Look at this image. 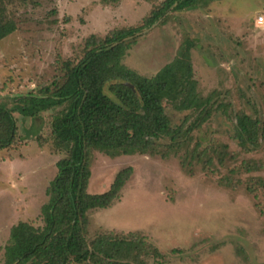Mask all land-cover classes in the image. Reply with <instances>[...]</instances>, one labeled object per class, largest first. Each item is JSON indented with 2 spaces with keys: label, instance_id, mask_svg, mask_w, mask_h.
Segmentation results:
<instances>
[{
  "label": "rangeland",
  "instance_id": "rangeland-1",
  "mask_svg": "<svg viewBox=\"0 0 264 264\" xmlns=\"http://www.w3.org/2000/svg\"><path fill=\"white\" fill-rule=\"evenodd\" d=\"M4 1L16 29L0 39V103L12 108L27 93L52 88L57 78L62 82L61 62L81 56L89 35L137 25L163 0ZM260 13L264 0H200L192 10L169 11L136 38L122 63L145 76L192 40L198 93L214 91V109L217 104L223 109L188 132V145L165 157L93 150L89 193L106 191L122 168L132 167V174L119 200L88 212L89 238L138 232L169 258L162 264H264V25L255 23ZM164 105L174 129L181 125L184 132L195 118ZM60 110L36 117L13 112L19 139L0 150V264L12 225L42 224L46 187L65 155L53 144L52 124ZM240 111L259 120V145L249 147L252 151L234 138ZM251 161L261 168L246 170ZM146 248L143 244L138 260L160 264L163 257L144 255ZM173 249L179 251L172 254Z\"/></svg>",
  "mask_w": 264,
  "mask_h": 264
},
{
  "label": "trees",
  "instance_id": "trees-1",
  "mask_svg": "<svg viewBox=\"0 0 264 264\" xmlns=\"http://www.w3.org/2000/svg\"><path fill=\"white\" fill-rule=\"evenodd\" d=\"M199 1L163 0L137 25L113 28L103 36L89 35L81 56L61 62L62 82L57 78L52 88L27 93V99L12 108L0 103V150L13 147L19 139L14 111L36 117L61 107L52 134L55 149L65 152L56 161L57 173L46 187L47 201L39 214L42 224L19 221L12 225L2 264H144L138 260L143 244L147 246L144 255L163 257L147 242V236L138 232L109 231L88 237V212L119 200L132 174V167L122 168L106 191L89 193L90 160L93 150L111 156L161 153L165 157L171 151L176 153L190 143L188 132L209 119L214 110L223 109L221 104L214 109V91L205 97L198 93L190 54L192 40L186 39L177 55L153 76L141 75L122 63L143 31L169 11L192 10ZM15 29L5 1L0 0V39ZM165 102L195 116L184 132L181 125L171 127ZM187 119L186 115L183 121ZM234 119V138L243 150L252 151L259 145V120L242 111ZM244 167L261 168V163L251 161ZM168 259L163 257L160 264Z\"/></svg>",
  "mask_w": 264,
  "mask_h": 264
},
{
  "label": "built area",
  "instance_id": "built-area-1",
  "mask_svg": "<svg viewBox=\"0 0 264 264\" xmlns=\"http://www.w3.org/2000/svg\"><path fill=\"white\" fill-rule=\"evenodd\" d=\"M255 23L257 25H264V13L257 14L255 17Z\"/></svg>",
  "mask_w": 264,
  "mask_h": 264
}]
</instances>
